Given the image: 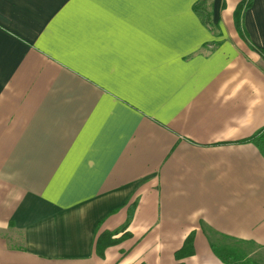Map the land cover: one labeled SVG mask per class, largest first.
Returning a JSON list of instances; mask_svg holds the SVG:
<instances>
[{"label":"crops","instance_id":"1","mask_svg":"<svg viewBox=\"0 0 264 264\" xmlns=\"http://www.w3.org/2000/svg\"><path fill=\"white\" fill-rule=\"evenodd\" d=\"M199 1L0 0V264H264V0Z\"/></svg>","mask_w":264,"mask_h":264},{"label":"trees","instance_id":"2","mask_svg":"<svg viewBox=\"0 0 264 264\" xmlns=\"http://www.w3.org/2000/svg\"><path fill=\"white\" fill-rule=\"evenodd\" d=\"M209 0H201L198 3L194 5V10L198 13L204 24H206L208 27L213 28V23L211 20V11L209 9ZM249 6L248 3H240L238 7L235 10V20L236 25L238 28L240 27L242 14L245 8ZM249 141H252L256 146L260 148L262 153L264 154V129L260 130L257 134H255L252 138L248 139ZM192 240H193V234H191L185 242V245L183 249L177 252L176 256L178 258L191 255L194 250L192 248ZM118 242V239L114 238V233L110 231H106L98 235L96 240V254L99 257L104 256V252L106 248L109 246H112ZM213 250L224 262L232 263L237 260L245 259L247 254L245 252H241L237 249H231L226 247H219L216 245H213ZM250 253V252H249ZM248 253V254H249ZM255 260H252L250 258L246 259L244 261V264H253Z\"/></svg>","mask_w":264,"mask_h":264},{"label":"rangeland","instance_id":"3","mask_svg":"<svg viewBox=\"0 0 264 264\" xmlns=\"http://www.w3.org/2000/svg\"><path fill=\"white\" fill-rule=\"evenodd\" d=\"M249 250L250 252H253L254 250H256L255 245H249ZM255 259L264 263V251L261 254L256 255Z\"/></svg>","mask_w":264,"mask_h":264}]
</instances>
